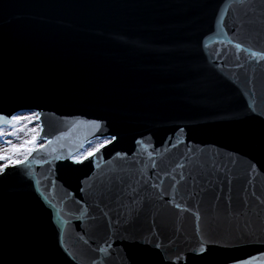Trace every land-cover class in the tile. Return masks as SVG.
Returning <instances> with one entry per match:
<instances>
[{
	"label": "water",
	"instance_id": "95a60500",
	"mask_svg": "<svg viewBox=\"0 0 264 264\" xmlns=\"http://www.w3.org/2000/svg\"><path fill=\"white\" fill-rule=\"evenodd\" d=\"M260 9L229 8L228 0H0V114L39 110L48 138L75 118L117 136L98 157L73 164L68 154L84 135L74 132L55 152H34L30 167L0 176V264H86L92 256L155 264L159 250L146 239L163 243L173 264H204L192 252L194 216L168 203L181 172L176 201L194 194V211L204 197L201 227L242 245L229 255L264 251V204L251 198L253 186L264 197V62L244 51L237 61L233 46L264 50ZM137 140L150 145L155 168ZM229 196L231 211L248 199L253 215L228 214ZM241 233L250 238L236 239ZM81 236L91 247L111 243V255L92 253Z\"/></svg>",
	"mask_w": 264,
	"mask_h": 264
},
{
	"label": "snow or ice",
	"instance_id": "6c2138e0",
	"mask_svg": "<svg viewBox=\"0 0 264 264\" xmlns=\"http://www.w3.org/2000/svg\"><path fill=\"white\" fill-rule=\"evenodd\" d=\"M264 5V0H228L229 8H231L232 5H238V6H246V9H253L255 5ZM224 9L221 10L223 13ZM261 11V19H264V9H260ZM246 16L248 14L247 10L244 13ZM230 44L233 42L230 40ZM235 50H236V56L235 59L239 61L240 56L239 53L241 51L248 53V59L254 60L257 62H264V50H252L250 47H244L241 43L235 42L233 44ZM207 47V45H205ZM219 55V53H217ZM242 66V65H238ZM255 109L253 108V111ZM34 124L33 127H28V125ZM0 125L7 126L8 128H11L12 131L5 132L3 128H0V136L9 135L16 137L18 140H20L19 133L23 132L25 136L29 137L26 139L20 140L19 143H13L12 140H6L4 141V146L0 147V176H4L7 174V170L9 168H14L17 166H29L32 163V160L34 159L33 153L44 151L48 152L51 150V152H55L56 149L52 146L60 143L61 141L65 140V138H70L71 134L80 130L84 131V135L77 139L76 141V151L70 152L68 154L67 159H70L73 164H83L85 161H89L90 158H96L101 153L103 149H105L108 145L113 144L115 141H117L116 135L106 136L103 133V125L100 121L96 119H80L75 118L71 121V128H69L68 132H60L59 135L54 136L52 138H48L47 135L42 136L41 134L44 132L43 127V113L39 110H29L27 114H0ZM183 131V129H181ZM89 137H94L96 139V143L93 145L92 140L89 139ZM44 139L45 144H39L37 143L38 139ZM137 145H142L143 150L147 152L149 160L152 161V152L148 151V148L150 145L144 143L141 140L136 141ZM182 143V141L178 140V144ZM85 144L89 145L87 149H85ZM47 145V147H45ZM173 147H176L177 145H172ZM123 155L117 152L116 157L121 158ZM32 158V159H30ZM63 157L61 155L54 156V159L59 160ZM153 168L156 167L155 161H152ZM178 168L183 169V164H177ZM212 168L215 169L217 172H225L228 171L223 165H217L213 164ZM252 170H256V165L251 166ZM172 180L175 181V183L172 184V189L174 190V195L168 200V203L173 204L176 209H178L180 212H191V214L195 218V232H194V238L197 244V247L192 248V252L194 255L198 256V258L204 262V264H219L220 261H226V264H264V251H260L258 256L255 255H249L247 258L245 257H238V256H231L226 249L230 247H242V245H233L232 241L230 239H221L217 235H214L212 230L205 231L201 225V219H202V213L200 211V205L204 202V197L200 196V199L196 200V207L193 211L188 203L187 200L190 198H194V194L189 193L188 196H181V199L185 200V203L182 205L181 203L177 202L175 199L176 195H179L178 192H176L177 184L185 180V175L183 172L179 174V179L177 180V177L175 175H172ZM195 179V178H194ZM221 184L224 183L223 180L220 181ZM233 182V178L229 176L227 178V183L231 185ZM251 181H249L250 183ZM40 181H37V184H39ZM153 187H157L156 185H153ZM134 190V189H133ZM39 191V188L37 189ZM206 191V190H202ZM231 191V189H229ZM245 193H247V188L245 187ZM43 195V193H41ZM251 198L256 201L257 204H264V197L259 196L255 188L253 186V191L251 193ZM45 199H48V197H45ZM118 199V197H117ZM228 205L229 208L225 211L233 216H242V215H253L250 208V203L248 199L243 200L242 209L231 211V197L228 198ZM220 200L219 196L215 197V200L213 202L212 208L217 209V203ZM133 203H136V201H133ZM99 207V205H97ZM123 207L127 208V205H124ZM102 215L104 217H109V212L104 211L101 209ZM87 210L83 209L82 214H86ZM131 213V210H129V214ZM255 215H259V212H256ZM124 213H120L117 219L109 224V228L112 229V236L116 234V231L118 229H114L113 225H120L121 220L120 217H123ZM109 219H111L109 217ZM124 223H130V221L125 218ZM247 223L245 224V227H247ZM126 230V229H125ZM152 235H155V232L152 233ZM112 236H109V239L112 238ZM60 243H64L63 239V232L60 234ZM248 235L246 233H241L239 237H236V239H249ZM80 239L83 241L85 245H89V241L85 239L83 236L80 237ZM146 243L150 244L152 248H155L159 251L151 253L153 257H155V264H164V261L167 260L168 264H173V261L170 256H168V249L165 248L164 244L158 241H154L151 239H146ZM111 249L112 244L105 241L103 245H98L96 247H91L89 245V251L92 253H99L102 257L107 258L111 255ZM65 251L67 249L65 248ZM163 254V257H162ZM69 255L72 257V259H77L75 254L69 253ZM128 259H131L130 257ZM177 259H179V256H177ZM86 264H98L97 259L92 256L87 258Z\"/></svg>",
	"mask_w": 264,
	"mask_h": 264
},
{
	"label": "rangeland",
	"instance_id": "374dc122",
	"mask_svg": "<svg viewBox=\"0 0 264 264\" xmlns=\"http://www.w3.org/2000/svg\"><path fill=\"white\" fill-rule=\"evenodd\" d=\"M27 113H28V112H26V113H20V114H27ZM33 126H35V125H34V124H30V125H28V127H33ZM3 129H4L5 132H10V131H12V129H11V128H8V127H4ZM18 135H19V137H20V140H22V139H26V138H29V137L25 136V134H24L23 132L19 133ZM6 140H12L13 143H19V142H20V140H18L16 137L9 136V135H4V136H0V147H3V146H4V143H3V142L6 141ZM96 142H97L96 140H95V141H92L93 145H94ZM37 143H38V145L41 144L40 139H38ZM88 147H89V145H87V146L85 147V149H87Z\"/></svg>",
	"mask_w": 264,
	"mask_h": 264
},
{
	"label": "bare ground",
	"instance_id": "6f19581e",
	"mask_svg": "<svg viewBox=\"0 0 264 264\" xmlns=\"http://www.w3.org/2000/svg\"><path fill=\"white\" fill-rule=\"evenodd\" d=\"M41 144H42V140H41Z\"/></svg>",
	"mask_w": 264,
	"mask_h": 264
}]
</instances>
